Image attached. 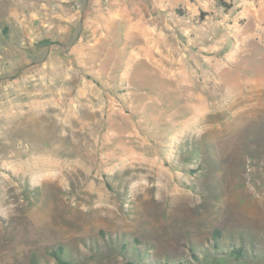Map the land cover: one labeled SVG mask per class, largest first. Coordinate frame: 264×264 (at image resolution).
<instances>
[{
  "label": "rangeland",
  "instance_id": "obj_1",
  "mask_svg": "<svg viewBox=\"0 0 264 264\" xmlns=\"http://www.w3.org/2000/svg\"><path fill=\"white\" fill-rule=\"evenodd\" d=\"M126 2L0 0V264H264V0Z\"/></svg>",
  "mask_w": 264,
  "mask_h": 264
},
{
  "label": "crops",
  "instance_id": "obj_2",
  "mask_svg": "<svg viewBox=\"0 0 264 264\" xmlns=\"http://www.w3.org/2000/svg\"><path fill=\"white\" fill-rule=\"evenodd\" d=\"M125 1H127L124 3L126 4L125 10L130 16H147V14L150 15V12H159L162 16L165 14L169 15L171 21V24L169 25V32L171 31V37L176 44H182L180 39L186 38V34L191 32L192 25L189 24L187 16L195 10L190 7L189 0H153V4L151 6H146L141 3L139 4L137 0ZM180 5H183L184 8L182 9V12H177L176 9L179 8ZM131 22L133 23L135 21L132 20Z\"/></svg>",
  "mask_w": 264,
  "mask_h": 264
},
{
  "label": "trees",
  "instance_id": "obj_3",
  "mask_svg": "<svg viewBox=\"0 0 264 264\" xmlns=\"http://www.w3.org/2000/svg\"><path fill=\"white\" fill-rule=\"evenodd\" d=\"M7 27L6 26H3V35H7ZM56 41H52L50 40L49 38H43V39H40L36 42L37 46H44V45H47L48 43H54ZM87 78L91 79L93 82H95L97 85H100L98 80L96 78H94L91 74H85ZM219 230H214L213 232V237L214 238H218L219 237ZM216 240V239H215ZM59 252L61 253V250L59 249ZM51 255H56L55 252H52ZM232 255H237L236 252H232ZM239 255V253H238ZM57 259V264H69V261H64V260H61L58 256L56 257ZM129 263V262H128ZM130 264V263H129ZM157 264H186L185 262H182V261H176V262H170L169 260H167L166 258L162 259L161 261H157Z\"/></svg>",
  "mask_w": 264,
  "mask_h": 264
}]
</instances>
